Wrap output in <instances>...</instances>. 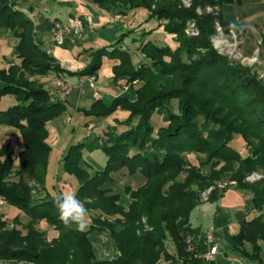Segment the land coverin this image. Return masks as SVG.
Segmentation results:
<instances>
[{"label": "trees", "instance_id": "16d2710c", "mask_svg": "<svg viewBox=\"0 0 264 264\" xmlns=\"http://www.w3.org/2000/svg\"><path fill=\"white\" fill-rule=\"evenodd\" d=\"M9 1L0 0V28L11 31L17 43L15 58L0 68V98L11 95L14 103L0 109V123L18 128L23 148L17 166L7 145L0 151V199L21 214L10 227L5 212L0 213V259L38 264H170L175 258L168 252L170 238L184 264H215L195 257L194 245L189 248L186 239L191 237L193 242L195 236L190 215L206 189L214 186L208 198L212 200L229 188H219L220 181L233 180L235 187L252 194L249 211L256 214L241 221L239 232L232 236V248L264 264L260 243L264 242V179L246 181L251 172L264 171V82L253 67L231 62L213 46L217 22L225 32L232 29L221 13L228 0H190V6L183 0H87L115 14L147 13L145 20L153 27L127 29L112 44L88 50L90 60L77 72L62 67L36 40L35 24L23 9L26 0ZM206 6L219 10L198 12ZM189 20L195 21L198 35L185 34ZM158 29L172 35L174 48L148 39ZM137 31H142L139 39L134 36ZM128 36L139 42L135 47L139 62L123 46ZM184 53L188 61L183 60ZM194 53L198 58L191 57ZM104 57L115 60L112 79L116 84L132 90L135 83L141 84L133 90V99L119 95L110 104L98 99L84 110L86 115L103 117L125 108L131 112L126 130L108 127L92 139L70 144L64 153V169L77 180L76 195L92 221L87 231L80 232L60 221L56 197L47 190L49 122L68 106L64 100H51L50 89L40 78L50 75L52 80L58 73L96 76ZM154 114L164 115L163 125L153 124ZM134 116L137 123L131 125ZM235 134L244 142L239 148L233 145ZM97 146L104 151L106 164L91 175L82 167L83 150ZM190 154L196 155L197 164L189 161ZM204 165L210 167L208 173ZM125 170L144 179L136 188L126 187L127 207L113 192L115 174ZM12 175L18 181L8 186L6 179ZM42 221L58 231L50 240L38 227ZM92 230L109 234L118 251L115 257L96 256L89 239Z\"/></svg>", "mask_w": 264, "mask_h": 264}, {"label": "crops", "instance_id": "0c3cea01", "mask_svg": "<svg viewBox=\"0 0 264 264\" xmlns=\"http://www.w3.org/2000/svg\"><path fill=\"white\" fill-rule=\"evenodd\" d=\"M78 1L40 0L37 4L31 1V9L28 11L29 17L35 24V38L43 43V47L46 49L52 43L54 21L66 23L74 16L83 18L85 21L83 36L77 40L71 33H67L65 36H68V41L65 39L62 45L71 46L72 57H68L70 55L62 49V46H58L54 50V56L59 60L60 65L72 72H77L86 65L80 61V56L85 55L88 63L90 60L88 50L112 44L121 34L119 32H122L123 26L131 29L130 26L132 25V21L126 20L124 14H115L114 11L105 10L99 6L97 8L98 11L92 14L91 9L93 8L90 6L89 1L82 0L83 2L79 3ZM56 2H60L62 8L55 10L54 15H52V12L46 10V7L49 5L50 8L52 6L57 8ZM84 9L89 11L85 13ZM61 12L67 14L66 19H62L60 16ZM221 13L224 21L239 35L240 50L245 55H256L260 62L264 63V0H228L223 2ZM131 14L132 12L130 11ZM113 23H117L119 27L113 26ZM59 54L60 57H57ZM8 62L2 61L0 68L7 66ZM114 62L115 60L111 58H103L102 66L96 75L95 88L90 87L87 76L78 73L64 74L74 84L70 94L62 99L67 103L68 111L73 109L86 115L84 110L89 109L98 99L110 104L113 98L119 95H127L131 99L135 97L131 88L127 89V87L118 85L113 81L112 65ZM51 77L48 75L40 78L48 89H52ZM134 86L139 87V84L135 83ZM70 120L71 117L68 116L67 121L69 122ZM86 123H93L95 127L91 130L86 127L94 136L86 135L85 140L92 139L95 135L101 134L105 130L102 127L98 128V125L93 120L88 119L84 125ZM189 157L194 158L196 155L191 154ZM197 163L198 160L196 159L195 164ZM118 175L120 173L115 174L116 177ZM139 178L142 179L137 181L135 185L130 186L136 188L142 184L144 179L142 176ZM251 198L252 194L249 191L231 186L225 191L219 192L212 200L200 202L190 215V223L195 232L193 238L194 248L199 249L201 252L208 251L209 244L206 242L204 232L207 229H211L213 232L211 244L216 245L218 249L214 259L215 264H260L234 251L231 244L232 236L236 235L240 230L241 221L249 219L254 214L253 211H249ZM4 204L6 203L0 202V206ZM0 209V213H4L3 208ZM260 243L264 247V242Z\"/></svg>", "mask_w": 264, "mask_h": 264}, {"label": "rangeland", "instance_id": "374dc122", "mask_svg": "<svg viewBox=\"0 0 264 264\" xmlns=\"http://www.w3.org/2000/svg\"><path fill=\"white\" fill-rule=\"evenodd\" d=\"M13 1L14 0H10L9 2L12 4ZM31 1L37 4L40 0H26L25 6L23 9L27 13V15L29 13L28 11L31 9V7H30ZM81 1L82 0H79L78 3ZM182 3L185 6H190V0H183ZM55 4L58 5L57 8H54V6H52L50 8L49 5L46 7V10L51 11L52 15H54L55 10L57 11V10L62 8V5L60 2H56ZM89 4L93 8V9H91V12H93L92 14H95L94 12L98 11V9H97L98 6L94 3H91V2ZM218 10L219 9L217 6H206L204 9L199 8L198 12L199 13L211 12V13L215 14ZM86 11H89V10L84 9L85 13H86ZM60 16L62 17V19L67 18V14L65 12H61ZM124 17L128 21L129 20L132 21V25L130 26V28H132V27H139V28L145 27L146 29H149L150 27H153L152 23L148 24L145 20L147 17V13H142V11H137L133 15L132 14L130 15V12H128V14H124ZM120 24H122V23H120ZM117 25H118L117 23H113V26H117ZM219 26L222 28V25H220V23L217 22L216 23V30ZM117 27H119V26H117ZM127 28H128L127 26H123L122 32L126 31ZM196 30L199 33V30H198V27H197L195 21L189 20L187 22V25L185 28V34L187 36H196L198 34L193 33V31H196ZM222 31L224 32V34L229 33V32H225L223 29H222ZM122 32H119V34ZM141 33H142V31H139V32L137 31L134 34V36L139 39V38H141ZM217 35H218V31L212 38L214 48L219 53L225 55L231 62H234L237 65H241V66L247 67V68L249 66L253 67V69L258 74L259 78L263 79L262 81L264 82V63L260 62L259 58L257 57L258 61L256 63H253L252 65H250V64L242 61L240 57L234 56V53L236 51L234 48H232V49L228 48V52L226 50L224 52H220V49L214 45V38H216ZM237 36L239 37L238 34H237ZM67 37L64 38V40L66 39V41H68ZM148 39H151L154 43L159 44V45L168 44L172 48H174L176 46V42L173 39L172 35L165 33L161 29L155 30L154 33L151 34ZM231 40H232V38H231ZM16 43H17V38L13 35V33L11 31H6V30L0 28V64L2 63V61H11L15 58L14 46L16 45ZM138 44H139L138 41H133L132 36L126 37L124 39V43H123V45L125 47H129L132 57L137 62H139L141 59L139 54H137L135 51V45H138ZM41 45L43 46V43H41ZM237 48L240 49V45H238ZM62 49L67 51L68 55H70L68 57H72L71 56V46L65 45V46H62ZM201 52H203V51L201 50ZM198 56L199 55H197L196 53L191 55V57L193 59L198 58ZM57 57H60V54ZM61 57H63V56H61ZM182 58L184 61H188L189 56H187L184 53ZM80 61L87 64L86 56L85 55L80 56ZM1 68H3V67H1ZM137 83L140 86L141 82H137ZM2 86H3V83L0 81V88ZM136 88H138V87L134 86L133 90H135ZM133 90H132V92H133ZM13 103H14V97L13 96L4 95L0 98V109H6V108H8V106L12 105ZM171 103L173 104V108L175 109V111H177L178 110L177 100L173 99ZM130 115H131V112L125 108H122V107H118L112 113H110L106 116H103V117L88 116V115H84L83 113H78L73 109H70L69 111L67 110L66 112L60 114L59 116H57L53 120H51L49 122V126L51 127V132H50V136L48 139L49 143L51 144V153H50V157H49V163H48L47 174H46V186H47V190L49 191V193L55 197H57V195L62 193V192H74V193H76L77 188H78V183H77V180L74 178V176H71L70 174L66 173V171L64 169V164H63L64 163V153L70 144L77 143L78 141H80L82 139L85 140L86 135L94 136V134H91L92 132H89L86 129V126L84 125L85 121H87L88 119L93 120L98 125V128L102 127V129H106L108 127L119 126L118 129L120 131H124L127 129L126 120L130 117ZM68 116L71 117V120L69 122L67 121ZM152 122H153V124H155L156 127L163 125L164 124V115L154 114L152 117ZM130 123H131V125H135L137 123V117L136 116L132 117L130 120ZM243 143L244 142H243L242 137L238 134H235L233 145L236 148H239L241 145H243ZM3 145H7L8 149L10 151H13L14 156L16 157V159L14 161V165L17 166L18 165V153L23 148L21 134H20L18 128L11 126V125H8V124H1L0 123V151L2 150ZM188 159L191 163L195 164L197 158L196 157H194V158L189 157ZM83 160L84 161L82 162V167L84 168L85 171H87L89 174L92 175L98 169L104 168V166L106 164V155H105L104 151L102 150V148L99 146L92 148V149L86 148L83 150ZM209 168L210 167L208 165H204L203 166L204 173H208ZM255 172L259 173L263 176H262V178H260L258 180L249 181L250 183L259 182L260 180L264 179V171L262 169L253 171L251 173H255ZM141 176L142 175L140 173H136V174L131 175L127 172V170H125V171L121 172L120 175L115 177L116 181L114 182V186H113L114 191L113 192L120 195L121 203L125 207L128 206V202H129V197L125 193L126 187L128 185H135L137 181H140L142 179V178H139ZM6 181L9 183L8 184V186H9L12 182L18 181V177L12 175V176H9L6 179ZM31 184H34V182H31ZM35 186H36V184H35ZM39 188H40V185L37 184L36 190H39ZM0 208H3V211L5 212L4 213L5 218L7 219L9 226L11 227L12 226V219H14L18 215H20L21 211L17 207L12 206L8 203L4 204L3 206H0ZM0 211H1V209H0ZM254 214H256V213H254ZM23 218H24L23 215H21V219H23ZM102 218L104 219V217H102ZM87 221H88V224L90 227L92 221H91V217H90L89 213H87ZM38 227L40 229L46 231L48 240H50L53 236H56L58 233V231L55 230L54 227L45 223L44 221L39 223ZM89 239L92 243L94 253L96 254L97 257H99V258H112L118 254V251H117V249H116L114 243L112 242L108 233L101 234V233H99L98 230H92L89 233ZM167 248H168V252L172 256V258H174V256H175L174 261H171L170 264H184L183 261L175 255V250H176L175 243L170 238L167 239ZM0 264H38V263L28 261V260H23V259L7 258V259H0ZM162 264H166V262L162 261Z\"/></svg>", "mask_w": 264, "mask_h": 264}, {"label": "built area", "instance_id": "2783aa9c", "mask_svg": "<svg viewBox=\"0 0 264 264\" xmlns=\"http://www.w3.org/2000/svg\"><path fill=\"white\" fill-rule=\"evenodd\" d=\"M85 30V25L83 18L80 16L72 17L68 22L62 23L60 21H56L52 27V43L46 49L48 54L54 55V50L58 46H62L64 44V38L67 33H71L77 40L83 36ZM218 35L214 38V45L220 49V52H224L225 50L228 52V48H234L236 51L234 56H238L242 61L252 65L258 61L256 55H244L238 47L240 45L239 37L237 36L234 30H230L228 34H224L222 28L219 26L217 28ZM194 34H198V31H193ZM230 38H229V37ZM232 38V40H231ZM231 53V52H230ZM89 85L92 88H95V75H90L88 77ZM52 89H50V97L51 100H62L67 97L71 90L74 88V84L69 81V79L62 73H58L53 76L52 80ZM97 95V94H96ZM95 125L93 123L88 124V129H93ZM263 175L259 173H251L246 177L247 181H255L262 178ZM236 181L233 180H223L220 181L217 186L219 188H227L234 186ZM214 189V186L209 187L202 193V201H207L211 191ZM0 202L3 203L4 200L0 199ZM204 236L206 242L209 244V249L206 252H201L199 249H195V257L201 258L205 261H213L215 259V255L217 254V246L212 245L213 241V232L211 229H207L204 232ZM189 248L193 249V242L191 237L186 239ZM211 244V245H210Z\"/></svg>", "mask_w": 264, "mask_h": 264}, {"label": "clouds", "instance_id": "9594fccd", "mask_svg": "<svg viewBox=\"0 0 264 264\" xmlns=\"http://www.w3.org/2000/svg\"><path fill=\"white\" fill-rule=\"evenodd\" d=\"M59 219L66 228L84 232L88 230L87 208L74 192H62L55 198Z\"/></svg>", "mask_w": 264, "mask_h": 264}]
</instances>
